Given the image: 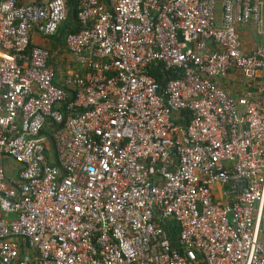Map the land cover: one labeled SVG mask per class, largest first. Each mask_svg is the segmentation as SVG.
<instances>
[{
	"label": "built area",
	"instance_id": "obj_1",
	"mask_svg": "<svg viewBox=\"0 0 264 264\" xmlns=\"http://www.w3.org/2000/svg\"><path fill=\"white\" fill-rule=\"evenodd\" d=\"M75 6L0 0V264H264V0Z\"/></svg>",
	"mask_w": 264,
	"mask_h": 264
},
{
	"label": "trees",
	"instance_id": "obj_2",
	"mask_svg": "<svg viewBox=\"0 0 264 264\" xmlns=\"http://www.w3.org/2000/svg\"><path fill=\"white\" fill-rule=\"evenodd\" d=\"M67 5V18L59 27L56 34L45 37L48 44H50V51L53 57L50 59V62L54 64L55 59L59 54L62 53V46H63V36L68 31H76L78 27H76V19H77V11H76V0H65ZM56 55V56H55ZM160 77V76H159ZM170 238L173 241L175 246H179L177 241V234H178V225L175 221L169 222L165 226Z\"/></svg>",
	"mask_w": 264,
	"mask_h": 264
},
{
	"label": "crops",
	"instance_id": "obj_3",
	"mask_svg": "<svg viewBox=\"0 0 264 264\" xmlns=\"http://www.w3.org/2000/svg\"><path fill=\"white\" fill-rule=\"evenodd\" d=\"M75 25H76V27H78V29H79V25L77 24V22L75 23ZM77 29V30H78ZM255 29V27H254V25L252 26V25H249V26H246L243 30H242V34H244L243 35V38H246V39H250V38H253L254 39V34H252V30H254ZM255 32H257L256 31V29H255ZM252 36V37H251ZM37 39V41L39 42V43H43V44H45L47 47H49V49H50V44H48L47 43V41H46V39H45V37L42 39V38H40V37H37L36 38ZM262 42V41H261ZM256 43V42H255ZM60 55V54H59ZM56 56V55H55ZM66 57V56H65ZM57 59H55V61H56ZM66 60H67V58H66ZM69 60V59H68ZM56 63V62H55ZM70 67L71 68H73V69H78V68H80V66L79 65H77V64H74V63H72V65H70ZM62 68H65V65H63V67ZM227 84H230V81H227ZM199 264H204L203 262H200Z\"/></svg>",
	"mask_w": 264,
	"mask_h": 264
},
{
	"label": "rangeland",
	"instance_id": "obj_4",
	"mask_svg": "<svg viewBox=\"0 0 264 264\" xmlns=\"http://www.w3.org/2000/svg\"><path fill=\"white\" fill-rule=\"evenodd\" d=\"M244 28H241V30H243ZM256 29V28H255ZM255 29L254 30H252L253 32H252V34H254L253 36H254V39L253 38H250L249 40L248 39H246V38H244V40L246 41V42H248L249 44H254L255 42L256 43H259V42H261V41H263V39H264V35L263 34H258L257 32H255ZM257 31V30H256ZM244 35V34H243ZM252 37V36H251Z\"/></svg>",
	"mask_w": 264,
	"mask_h": 264
}]
</instances>
